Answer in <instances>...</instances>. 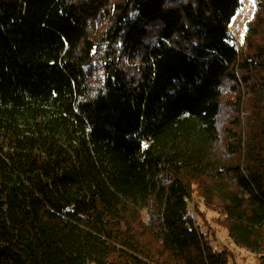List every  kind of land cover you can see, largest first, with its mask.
<instances>
[{"label":"trees","instance_id":"obj_1","mask_svg":"<svg viewBox=\"0 0 264 264\" xmlns=\"http://www.w3.org/2000/svg\"><path fill=\"white\" fill-rule=\"evenodd\" d=\"M0 0V264H264V0Z\"/></svg>","mask_w":264,"mask_h":264},{"label":"rangeland","instance_id":"obj_2","mask_svg":"<svg viewBox=\"0 0 264 264\" xmlns=\"http://www.w3.org/2000/svg\"><path fill=\"white\" fill-rule=\"evenodd\" d=\"M258 0H242L239 8L232 17L229 24V31L232 39L237 45H242L247 32L248 23L254 16ZM191 215L199 224L202 231L208 234L213 246L221 250H231L230 264H260V254L241 247L234 243L228 235L227 229L218 220L219 213L205 205L202 198L195 196L189 202Z\"/></svg>","mask_w":264,"mask_h":264}]
</instances>
